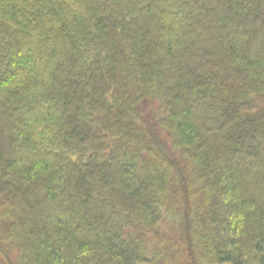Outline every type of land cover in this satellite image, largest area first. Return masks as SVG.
<instances>
[{
	"label": "trees",
	"instance_id": "trees-1",
	"mask_svg": "<svg viewBox=\"0 0 264 264\" xmlns=\"http://www.w3.org/2000/svg\"><path fill=\"white\" fill-rule=\"evenodd\" d=\"M3 264H264V0H0Z\"/></svg>",
	"mask_w": 264,
	"mask_h": 264
},
{
	"label": "rangeland",
	"instance_id": "rangeland-1",
	"mask_svg": "<svg viewBox=\"0 0 264 264\" xmlns=\"http://www.w3.org/2000/svg\"><path fill=\"white\" fill-rule=\"evenodd\" d=\"M0 264H3V263L0 261Z\"/></svg>",
	"mask_w": 264,
	"mask_h": 264
}]
</instances>
